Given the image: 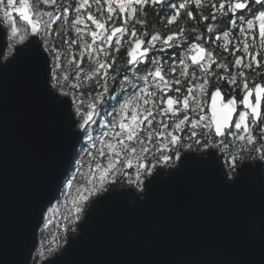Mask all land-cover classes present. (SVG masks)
Returning a JSON list of instances; mask_svg holds the SVG:
<instances>
[{"label": "snow or ice", "instance_id": "snow-or-ice-1", "mask_svg": "<svg viewBox=\"0 0 264 264\" xmlns=\"http://www.w3.org/2000/svg\"><path fill=\"white\" fill-rule=\"evenodd\" d=\"M193 6L196 10L205 7L203 0H116V5L112 0H103V3L102 0H32L31 4L29 0H20V7H15V0H0V12L7 25H0V33L10 31L14 41L7 49L9 54L30 39L27 48L17 50L16 59L0 68L7 70L22 53L34 56L46 83L54 81L61 95L68 97L65 105L74 107L82 118L81 122L74 123L75 117H70L72 129L83 130L93 148L97 140L100 142L98 157L91 150L85 154L94 164H86L80 158L81 170L67 183L71 190L72 182L85 177L88 186L77 189L80 201H87L106 183H114V177L121 172L128 175L127 169H134L139 187L143 183L142 175H151L157 166L148 158L155 157L167 164L172 157L165 153L176 149L175 159L179 160V147L185 138L197 145L202 144L201 136L205 137L203 143L208 144L211 138H219L214 146H224L226 152L236 140L247 145H255L259 140L261 148L254 150L264 159V82L248 79L249 72L255 75L264 72V0H210L207 5L210 12L197 11V15L193 14ZM117 7L119 15L115 18L121 24L118 27L113 24L109 31L106 23L114 20ZM137 10L144 19L137 17ZM14 12L18 13V19L13 18ZM182 12L193 25L204 24L203 30L195 26L179 27L162 33L150 32L146 27L150 13L162 16L168 27L179 20ZM94 13H99L100 18ZM86 21L95 30L89 29ZM64 26L74 27L79 39H65ZM21 28L24 35L20 34ZM84 34H90L92 42L81 45L79 60L75 55L68 59L70 53L63 45L71 49ZM125 45L128 49L125 60L118 64L113 53H119ZM85 54L96 65L88 79L98 77L95 80L98 90L94 96L89 93L86 112L84 93L78 92L80 84L67 83L69 75L65 67L75 64L74 80L79 81ZM238 83L239 101L235 95L225 100L220 85L235 88ZM112 85L119 88L118 98L113 99L116 94L110 93ZM181 86H185L183 92ZM65 87L69 90L65 91ZM209 87L213 88L210 103ZM106 100H111L107 106ZM206 107L210 108V114L205 112ZM181 112L183 117L177 119ZM94 125L100 128V135L96 137L89 131ZM75 135L79 138V133ZM225 138H230L227 143ZM105 157L107 160L102 163ZM77 159L74 152L71 169ZM85 166L86 176L82 171ZM68 180L66 175L65 181ZM69 211L78 221L83 209L74 200ZM52 243L55 245V238ZM55 250V247L49 249Z\"/></svg>", "mask_w": 264, "mask_h": 264}, {"label": "water", "instance_id": "water-1", "mask_svg": "<svg viewBox=\"0 0 264 264\" xmlns=\"http://www.w3.org/2000/svg\"><path fill=\"white\" fill-rule=\"evenodd\" d=\"M6 37L4 67L30 43L4 61ZM66 100L34 56L0 68V264L32 263L43 218L71 173L84 132L72 129L70 117L79 121ZM221 159L213 148L186 150L142 193L123 186L97 197L78 233L41 264H264V164L244 163L231 179Z\"/></svg>", "mask_w": 264, "mask_h": 264}, {"label": "trees", "instance_id": "trees-1", "mask_svg": "<svg viewBox=\"0 0 264 264\" xmlns=\"http://www.w3.org/2000/svg\"><path fill=\"white\" fill-rule=\"evenodd\" d=\"M30 1L32 3V0H30ZM66 2H67V0H66ZM177 2H179V0H177ZM209 2H210V0H203V3L205 5V7L201 8L199 10H196L195 7L193 6V14L197 15V11L203 12L204 14H208L210 12V9L207 7ZM217 2H218V0H217ZM102 3H103V0H102ZM112 3H113V5H116V0H112ZM94 8H95V5H93V11H94ZM157 12H159V8H157ZM94 14L97 16L98 19L100 18V14L99 13H94ZM118 15H119V13H118V7H117L116 12L114 13V20L113 21H107L106 29H108L110 31L112 26H113V24H115V26H117V27L120 26L121 21L119 19L115 18ZM136 15H137L138 18H141V19L145 18V17L140 16L139 10H137ZM106 17H107V12H106V9H105V14H104V19L105 20H106ZM146 19L148 20V24L146 25V27H147V29L150 32H152V31H161L162 33H167L169 30H178L179 27L191 28L193 26L198 27L199 29L203 30V28L205 27L204 24L193 25V23L191 21H186V17L184 16L183 12L181 13V17L179 18V20L176 23H174L173 25L168 26V27H165V21H164V18L162 16L153 15V14L150 13L149 16ZM209 22H211V20ZM131 23L132 22L130 21V26H131ZM69 24H71V17L69 18ZM86 24H87L89 29L95 30V26L91 25L90 21H86ZM79 27L83 28L84 25H80ZM136 27H137L138 31L141 30L139 25H136ZM218 30H222V28H220ZM63 35H64L65 39H68V40L79 39V37H77V35L75 33V28L74 27L64 26L63 27ZM233 35H235V33H233ZM124 39L127 40V37H124ZM85 42H87V43H91L92 42L90 34H84L83 35V39L80 40V42L78 44L73 45L71 47V49H68V45L64 44L63 45V49L64 50H68L69 53H70L69 56H68V59H71L72 56L75 55L76 59L79 60V52H80V49H81V45L84 44ZM99 42L100 41H99V36H98L97 43H99ZM122 43H123V41H122ZM114 47H115V40H113V48ZM127 50H128L127 46L125 45V46L121 47V50H120L119 53H113L114 55L117 56V63L118 64H122L124 62ZM237 55H240V53H237ZM100 59L101 60L104 59L102 54L100 56ZM65 67L67 68L68 75H69V81L67 83H78V84H80V88H79L78 92L84 93V95L82 97L85 100V106H84L83 110L86 112L87 111L86 105H87V102L89 100V93H91L94 96L96 91L98 90L97 89V85L95 83V80L98 77L93 76L91 80L88 79V75L95 71L96 65L94 63L90 62L88 60L87 54H85L84 60L80 64V67H81V69H83V71L80 74L81 78H80L79 81L74 80V76L76 75L75 64H72V65H67L66 64ZM53 71H55V70L53 69ZM248 79H249V81L255 80L257 83L264 82V72H262L260 75H255V74L249 72L248 73ZM119 83H122V81H119ZM51 84H52L53 89H55L58 93H60L57 90V87L55 86V82L51 81ZM251 86L252 85L250 83V87ZM181 87H182V92H183L185 86H181ZM220 87H221V90L223 91V93H224V95L226 97H231L233 95H235L236 97H239V98L241 97V91H240L239 83L235 86V88H232V87L227 86L225 84H221ZM68 90L69 89L67 87H65V91H68ZM112 92H115V94H116V96L113 97V99L118 98V96L120 95L119 88L116 85H112V87L110 88V93H112ZM212 92H213V88L209 87L208 95H207V99L208 100H209V97L212 94ZM169 95H174V93H169ZM110 103H111V100H106V102H105L106 106L108 104H110ZM107 110L111 111V108L108 107ZM74 111H75V109L73 110V112ZM74 113H76V112H74ZM183 115H184V113L181 112L180 116L177 117V119L182 118ZM189 115H191V113H189ZM78 117L80 118V120H82V118L79 115H78ZM102 117H103V113H101V119H102ZM97 123L100 124V121L98 120ZM155 126L156 125L154 124L153 127H155ZM89 131H91V133H92V135L94 137L100 135V128L95 126V125L92 128H90ZM185 131H187V129H185ZM83 137L84 138L82 139L79 147L75 150V152H76V154L78 156V159L74 163V167L72 168L71 173H70V175L68 177L69 180L65 181L63 189L61 190V192H59L60 195H59L58 199L47 210V212H46V214H45V216L43 218L44 221H43V224H42V226H41V228L39 230V232H40V241L41 242H42L43 239H45V241H47L46 238L50 234L49 231L51 230V228H53L54 226L55 227L59 226L58 221L56 219H53L55 210H60V214H62L63 217H64V215H65V217H67L68 214H71V216H73V214L71 212H67V214L65 212L66 211L65 210L66 198L68 196H71V195L78 197L79 194L77 192V189L81 185H83L85 187L88 186L85 177H78L75 182H72L73 183V188L71 190L67 187V183L71 182L70 178L72 176L77 175V172L81 170L79 168V165H80V162H81L80 158H82L86 162V164L87 163H93L94 164V161H92L91 158H89L88 156L85 155L89 150H91L93 152V155H96L98 157L97 148H99L101 146L100 142L97 140L96 141V147L93 148V147H91V142L88 140V137L86 135H84V133H83ZM203 138L205 139V137H203V136L200 137V139H203ZM211 140L213 142H211L210 144H206V145H215L216 138H211ZM236 143H238L237 140L233 142L234 147H235ZM188 144H191L192 147H188ZM81 146H83V148H81ZM249 146H252L253 151H255L254 149L261 148V142L258 140L255 145H249ZM201 147H204V144L200 146V145H197L195 143V141H190V140H187L185 138L183 144L179 147L180 159H181L182 154L186 150H190V149H192V150L193 149L194 150H201ZM236 148H237V146H236ZM240 151L242 152V149ZM233 153L238 155V159L237 160H238L239 163L245 159V157L242 158L240 156L241 153L237 152L236 150H234ZM165 154H168V155H170L172 157V159L167 164L163 163L162 161H159L158 158H155V157H151L150 156L148 158L150 163H155L157 165L155 170L158 167H167V168H169L172 165L176 164L177 161H180V159L179 160L175 159L176 149H173L172 152L165 153ZM106 160H107V157H105L104 160L101 161V162L104 163V162H106ZM82 171H84L85 176H86L87 175V167L85 166V168ZM126 171L128 172V175H124L123 172H121L120 174L116 175L114 177V179H115L114 183H112V182L106 183V185L104 186V188L102 190L93 193L91 196H89L87 201H80L78 199L80 206L85 208L83 215L82 216L80 215V219H79L78 225L83 221L86 212L89 210V208L91 207L92 203L95 201V199L97 197L109 193L110 191H112V189H115L116 187L126 186V184H125L126 182L125 181L131 180L132 184H136L134 169H127ZM154 171H152V173ZM147 178H149V175H147L146 173L143 174L142 177H141L142 180L143 179H147ZM85 195H87V193H85ZM49 220L52 221L51 224L47 223ZM68 240H69V237L66 238L65 243H68ZM65 243H63L64 245L59 249L60 251L66 245ZM43 245L47 246L45 242H44Z\"/></svg>", "mask_w": 264, "mask_h": 264}, {"label": "rangeland", "instance_id": "rangeland-1", "mask_svg": "<svg viewBox=\"0 0 264 264\" xmlns=\"http://www.w3.org/2000/svg\"><path fill=\"white\" fill-rule=\"evenodd\" d=\"M19 3H20V0H15V7H17L19 5ZM13 18L14 19H18V16L15 15V13H14V17ZM0 23H3V24L6 25V22L3 19L2 12H0ZM18 23H19V20H18ZM6 27H7V25H6ZM20 34L21 35H24L23 28H21ZM6 41H7V48H6V52H5L4 58H3L4 61H7L15 53L14 51H16V50H13V52L11 54H9V52L7 50L8 47L11 46L14 43L13 39L11 38L10 31L7 32ZM59 94H61V93H59ZM73 110H74V107H73ZM207 110L208 109L206 107L205 108V111L208 112ZM75 115H76V119L79 122H81V120L78 117V115L76 113H75ZM228 139H230V138H228ZM228 139L226 140V143H227ZM201 141H202V144L201 145L204 144V147H201V150H194L193 149L194 152H196V153L208 152L211 148H213L214 150H216V151L219 152V150H220L219 147H216L214 145H206L208 143H203L204 138L201 139ZM237 141H238V143H236L235 147H234V144L233 143L231 144V146H230L231 147V150L233 149V150H237L238 151V148H236V146L238 147V146H241V145L247 146L249 149H252V146L247 145L245 142H242V141H239V140H237ZM211 142H213V141L210 140V143ZM222 147H224V146H222ZM219 154H220V156L222 158L221 160H222L223 166H224L225 171H226L225 173H227L228 176H229V178H231V179L235 178V176L237 175L238 169L240 167H242V165L244 163H254L256 160L259 159V161H261L264 164V159H261L260 158L261 153L258 152V151H256V154L254 155V157L251 156V158L246 159V160H243L240 163L237 160L238 159V155L237 154L234 155V156L231 155L232 154L231 152H230V154L227 153V156H223V152H219ZM179 164H180V162L177 161L176 164L172 165L168 169L173 168V167H176ZM155 172H156V170L151 175H149V178L143 179L142 180L143 183L139 187H137V184H132L129 181H125L126 182L125 184H126V186H133V187H135V189H137L139 193H142L143 188L145 186V183L148 181V179H150L152 177V175H154ZM116 188H120V187H116ZM74 200H76L77 203L79 204V201H78V197L77 196L71 195V196H68L66 198V201H65V210H66L65 212H66V214H67V212H70L69 209L72 208V202ZM82 209H83V211L80 214L81 216L83 215L85 208L82 207ZM64 217H65V215H64ZM64 217H63L62 214H60V210H55L53 219H56L58 221L59 226L58 227H55L54 226L53 228H51V230L49 231L50 234L46 238L47 241H45V239H43L42 242L40 241V232L38 231L39 232V234H38L39 235L38 236V238H39V242L38 243L39 244H37L38 247H37V249L35 251L34 256L32 257L33 259H32V263L31 264H41L42 260L44 261V260L51 259V257H54L58 252H60L59 249L64 245L63 243H65L67 237L74 236V235H76L78 233L79 225H80V224L78 225L79 220L78 221L74 220V217L71 216V214H68V216H67L68 218L67 219H64ZM66 228H67V231H65ZM54 238H55V242H56L55 245L52 243V241H53ZM44 242L46 243L47 246L43 245ZM53 247H55L56 250L50 252L49 249L50 248H53Z\"/></svg>", "mask_w": 264, "mask_h": 264}, {"label": "flooded vegetation", "instance_id": "flooded-vegetation-1", "mask_svg": "<svg viewBox=\"0 0 264 264\" xmlns=\"http://www.w3.org/2000/svg\"><path fill=\"white\" fill-rule=\"evenodd\" d=\"M30 1V0H29ZM30 3H31V1H30ZM211 97V96H210ZM210 97H209V103H210ZM227 99L228 98H230V97H226ZM237 99H238V101H239V97H236ZM178 107V106H177ZM209 107H207V109H208ZM239 108V107H238ZM240 110V109H239ZM208 111V113H209V109L207 110ZM206 112V111H205ZM235 121V120H234ZM228 139V138H227ZM226 138H225V140H227ZM217 142H218V138H216V143H215V145L217 144ZM239 147V148H238ZM237 148H238V151L237 152H239V153H241L240 154V156L243 158V157H245V159L244 160H246V159H249L251 156L252 157H254V155L256 154V151H253V149H249L247 146H243V145H241V146H238ZM219 152H223V156H227V153H229L230 154V152L232 153L231 155L232 156H234V155H236V154H234L233 153V149L231 150V147H229L228 148V150H227V152L225 151V149H224V147H222V146H220L219 147ZM242 149V152L240 151ZM236 153V152H235ZM225 154V155H224ZM251 155V156H250Z\"/></svg>", "mask_w": 264, "mask_h": 264}]
</instances>
